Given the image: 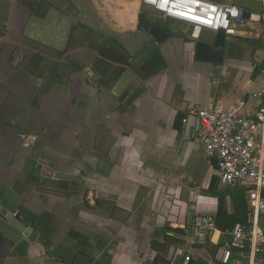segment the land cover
<instances>
[{
  "label": "crops",
  "instance_id": "obj_1",
  "mask_svg": "<svg viewBox=\"0 0 264 264\" xmlns=\"http://www.w3.org/2000/svg\"><path fill=\"white\" fill-rule=\"evenodd\" d=\"M131 1L0 0V200L32 228L0 209V264L216 258L219 231L207 244L198 219L217 211V160L189 111L263 105L262 27L237 26L221 63L201 61L195 43L215 32L157 44Z\"/></svg>",
  "mask_w": 264,
  "mask_h": 264
},
{
  "label": "built area",
  "instance_id": "obj_2",
  "mask_svg": "<svg viewBox=\"0 0 264 264\" xmlns=\"http://www.w3.org/2000/svg\"><path fill=\"white\" fill-rule=\"evenodd\" d=\"M261 13L249 11L232 2L222 4L207 0H141V4L158 12L164 21L172 19L192 27L191 38L197 39L204 30L224 31L225 36L236 34V27L248 21L262 27L264 41V0ZM181 2L192 8L184 11V6L176 9ZM180 15V16H179ZM186 16L191 21H184ZM189 115L197 121V137L204 146L207 156L217 160V177L222 188L242 185L247 188L248 217L246 223H236L225 232H218L221 242L216 251L220 264H264V231L260 227V217L264 214V103L252 117H246L236 108L194 107ZM187 122V117L182 119ZM199 229L210 237L216 232L215 219L202 215L198 219ZM153 260L152 256L148 257ZM187 259L179 263L186 264Z\"/></svg>",
  "mask_w": 264,
  "mask_h": 264
},
{
  "label": "trees",
  "instance_id": "obj_3",
  "mask_svg": "<svg viewBox=\"0 0 264 264\" xmlns=\"http://www.w3.org/2000/svg\"><path fill=\"white\" fill-rule=\"evenodd\" d=\"M233 3L247 9L245 5H242L238 0H233ZM248 15H249V10L247 9L245 11V17H248ZM152 25L163 26L165 28L170 29L167 26L168 25L167 23L161 25L155 21L149 20L145 16V13L140 12L138 14L139 30H144L147 32V30ZM171 34L173 33L171 32ZM139 93L140 90H136L133 93H131V95L129 96V101L135 99L139 95ZM246 191H247L246 187L236 186V185L231 188L223 189L222 187L219 186L218 177L217 176L211 177L206 193L217 198V211L214 216V219H215V226L218 231L225 232L227 230H230L236 223H246L248 217V203L246 199ZM261 196L264 201V190L262 191ZM31 220L35 221L36 219L33 216ZM260 223L261 226L262 224H264V214L260 217ZM210 238L211 237L209 234L205 235V241L207 242V244L211 243ZM220 244L221 242L219 241L217 244L214 245L215 251H217ZM198 246L201 247L202 245L199 243ZM258 256L264 257V252L259 254ZM186 259H187L186 264H207V261L203 260L201 257L195 258L190 256L187 257ZM213 260H214L213 264H220V262H218L216 259Z\"/></svg>",
  "mask_w": 264,
  "mask_h": 264
},
{
  "label": "water",
  "instance_id": "obj_4",
  "mask_svg": "<svg viewBox=\"0 0 264 264\" xmlns=\"http://www.w3.org/2000/svg\"><path fill=\"white\" fill-rule=\"evenodd\" d=\"M213 3L222 4L224 0H207ZM147 34L157 44L164 42L171 34L168 28L158 25H152ZM225 35L223 30H219L215 33L211 43L204 41H197L195 43V57L197 60L209 61L213 63H221L224 51ZM55 178L70 180L72 184L76 182V177L73 175L56 172ZM0 209H4L9 213V222L18 231L23 234H29L32 232L30 227V221L27 219L25 212L22 210L19 213H15V207L7 204L4 200H0ZM35 233V231H34Z\"/></svg>",
  "mask_w": 264,
  "mask_h": 264
},
{
  "label": "rangeland",
  "instance_id": "obj_5",
  "mask_svg": "<svg viewBox=\"0 0 264 264\" xmlns=\"http://www.w3.org/2000/svg\"><path fill=\"white\" fill-rule=\"evenodd\" d=\"M224 1L225 2H232L233 0H224ZM239 1L241 2L242 5H245V7L249 11L257 12V13H261V11H262V4H261L260 0H239ZM139 10H140V12L149 15L150 18L154 19L155 21H158L161 24L167 23L168 24L167 26L172 31L180 32L181 34H184L185 36H188V37L191 36L192 27H190L184 23L172 20V19H168V20L164 21L162 19V16L158 12L144 6L143 4L139 5ZM260 227L264 231V224H262V226L260 224Z\"/></svg>",
  "mask_w": 264,
  "mask_h": 264
},
{
  "label": "bare ground",
  "instance_id": "obj_6",
  "mask_svg": "<svg viewBox=\"0 0 264 264\" xmlns=\"http://www.w3.org/2000/svg\"><path fill=\"white\" fill-rule=\"evenodd\" d=\"M139 1L140 0H132L129 4H128V8H129V10L131 11V13H130V20H129V22H133L134 21V17H135V13L137 12V9H138V6H139ZM176 1V0H175ZM181 2H178V3H175L176 5L175 6H173V7H175L176 9H178V8H180V7H182V6H184L182 9H184V11H187V12H191L192 11V8L191 7H188L187 5H185V4H180ZM128 10V9H127ZM127 16H129V15H127ZM180 16V15H179ZM182 19H184V21H191V20H189L188 18H186V16H183L182 17ZM186 25H188V24H186ZM188 26H190V25H188Z\"/></svg>",
  "mask_w": 264,
  "mask_h": 264
},
{
  "label": "flooded vegetation",
  "instance_id": "obj_7",
  "mask_svg": "<svg viewBox=\"0 0 264 264\" xmlns=\"http://www.w3.org/2000/svg\"><path fill=\"white\" fill-rule=\"evenodd\" d=\"M240 2V1H239ZM241 3V2H240Z\"/></svg>",
  "mask_w": 264,
  "mask_h": 264
}]
</instances>
